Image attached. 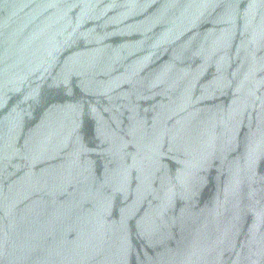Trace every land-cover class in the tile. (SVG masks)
I'll list each match as a JSON object with an SVG mask.
<instances>
[{"label":"water","instance_id":"obj_1","mask_svg":"<svg viewBox=\"0 0 264 264\" xmlns=\"http://www.w3.org/2000/svg\"><path fill=\"white\" fill-rule=\"evenodd\" d=\"M0 264H264V0H0Z\"/></svg>","mask_w":264,"mask_h":264}]
</instances>
